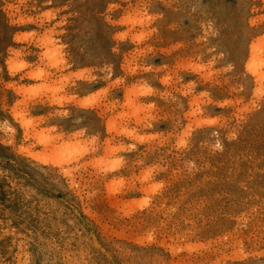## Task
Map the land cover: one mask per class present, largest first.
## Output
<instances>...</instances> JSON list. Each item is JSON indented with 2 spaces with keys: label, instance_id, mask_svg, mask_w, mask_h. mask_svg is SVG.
Masks as SVG:
<instances>
[{
  "label": "rangeland",
  "instance_id": "rangeland-1",
  "mask_svg": "<svg viewBox=\"0 0 264 264\" xmlns=\"http://www.w3.org/2000/svg\"><path fill=\"white\" fill-rule=\"evenodd\" d=\"M0 264H264V0H0Z\"/></svg>",
  "mask_w": 264,
  "mask_h": 264
},
{
  "label": "bare ground",
  "instance_id": "bare-ground-1",
  "mask_svg": "<svg viewBox=\"0 0 264 264\" xmlns=\"http://www.w3.org/2000/svg\"><path fill=\"white\" fill-rule=\"evenodd\" d=\"M249 68L253 71V73L258 74V67L255 65V63H252L249 65ZM25 125H30L31 121H25Z\"/></svg>",
  "mask_w": 264,
  "mask_h": 264
}]
</instances>
